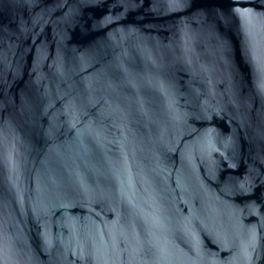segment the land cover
Listing matches in <instances>:
<instances>
[{"label": "water", "instance_id": "95a60500", "mask_svg": "<svg viewBox=\"0 0 264 264\" xmlns=\"http://www.w3.org/2000/svg\"><path fill=\"white\" fill-rule=\"evenodd\" d=\"M0 264H264V0H0Z\"/></svg>", "mask_w": 264, "mask_h": 264}]
</instances>
